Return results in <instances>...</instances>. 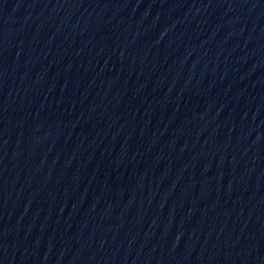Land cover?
<instances>
[{
  "label": "water",
  "instance_id": "water-1",
  "mask_svg": "<svg viewBox=\"0 0 264 264\" xmlns=\"http://www.w3.org/2000/svg\"><path fill=\"white\" fill-rule=\"evenodd\" d=\"M0 264H264V0H0Z\"/></svg>",
  "mask_w": 264,
  "mask_h": 264
}]
</instances>
